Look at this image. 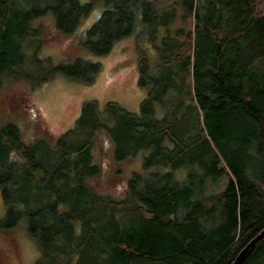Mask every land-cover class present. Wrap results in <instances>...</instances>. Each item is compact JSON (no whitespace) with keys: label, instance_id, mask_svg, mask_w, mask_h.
<instances>
[{"label":"trees","instance_id":"1","mask_svg":"<svg viewBox=\"0 0 264 264\" xmlns=\"http://www.w3.org/2000/svg\"><path fill=\"white\" fill-rule=\"evenodd\" d=\"M94 5L76 45L102 56L133 35L146 96L137 113L84 100L54 141L25 142L0 112V230L24 220L32 264H231L264 229V0H0V92L54 74L92 83L99 62L42 58L37 21L71 35ZM102 132L110 161L142 157L120 196L90 183ZM241 264H264V235Z\"/></svg>","mask_w":264,"mask_h":264},{"label":"rangeland","instance_id":"2","mask_svg":"<svg viewBox=\"0 0 264 264\" xmlns=\"http://www.w3.org/2000/svg\"><path fill=\"white\" fill-rule=\"evenodd\" d=\"M101 11L102 7L94 5L88 16L80 22L77 31L71 35L56 32L49 15L37 21L44 29L40 35L42 58H48L56 64L82 56L99 62L101 70L90 84L71 80L60 74H54L36 87L24 81L6 83L0 92V112L9 117V120H14V115L19 118L14 122L21 126L25 142L38 135L48 136L54 141L62 132L72 127L84 100H96L101 109L106 102L113 101L127 111L138 112L139 104L146 96V89L140 88L136 81L137 49L134 36L117 41L102 56L90 54L76 45L82 36L81 32L78 38V33L93 23ZM43 75L47 76L44 70L33 77L39 79ZM7 107L8 113L4 110ZM110 148L108 138L103 132L98 133L93 152L102 165L103 173L90 180V183L101 192L120 196L123 192V180L126 181L133 171L141 170L142 157L139 155L129 158L116 165L110 161ZM118 167L122 168V173L114 172ZM122 174L125 178L121 177ZM3 215L4 206L0 197V218ZM18 224L13 229L0 230V264H32L39 255L36 242L26 233L24 220Z\"/></svg>","mask_w":264,"mask_h":264},{"label":"water","instance_id":"3","mask_svg":"<svg viewBox=\"0 0 264 264\" xmlns=\"http://www.w3.org/2000/svg\"><path fill=\"white\" fill-rule=\"evenodd\" d=\"M264 235V229L261 230L254 238H252L246 246H244L235 256L234 260L231 262V264H241V262L247 257V255L251 252L253 249L255 243L257 240H259Z\"/></svg>","mask_w":264,"mask_h":264}]
</instances>
